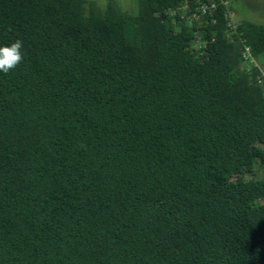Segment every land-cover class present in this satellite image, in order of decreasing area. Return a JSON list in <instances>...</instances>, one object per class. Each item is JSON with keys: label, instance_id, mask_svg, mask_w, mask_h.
<instances>
[{"label": "trees", "instance_id": "1", "mask_svg": "<svg viewBox=\"0 0 264 264\" xmlns=\"http://www.w3.org/2000/svg\"><path fill=\"white\" fill-rule=\"evenodd\" d=\"M226 1L0 0V264H264V24Z\"/></svg>", "mask_w": 264, "mask_h": 264}, {"label": "rangeland", "instance_id": "2", "mask_svg": "<svg viewBox=\"0 0 264 264\" xmlns=\"http://www.w3.org/2000/svg\"><path fill=\"white\" fill-rule=\"evenodd\" d=\"M138 0H87L96 8L103 9L108 2H113L120 9L129 13H137ZM235 20H249L253 23L264 24V0H228ZM89 9V5L86 7ZM259 60L264 63V54ZM258 178L264 177V170L256 168Z\"/></svg>", "mask_w": 264, "mask_h": 264}, {"label": "built area", "instance_id": "3", "mask_svg": "<svg viewBox=\"0 0 264 264\" xmlns=\"http://www.w3.org/2000/svg\"><path fill=\"white\" fill-rule=\"evenodd\" d=\"M223 4L226 5L228 2L226 0H193L192 6H181L182 16H185L188 20V22H191L194 20H199L202 16H207L211 13H213L216 8L217 4ZM227 17V33L226 36L229 40H232V36L235 34V29L237 28L236 24L230 19L229 15H226ZM195 46L200 48V43L198 40H195ZM203 47L205 45L202 43ZM250 48L248 45H243V49L241 51V56L243 60L245 61V70L250 71L251 67H257L258 65L255 62L254 58L252 57L250 53ZM261 77L264 78V73L261 74ZM261 77H257V83L259 85L264 86V79H261Z\"/></svg>", "mask_w": 264, "mask_h": 264}, {"label": "clouds", "instance_id": "4", "mask_svg": "<svg viewBox=\"0 0 264 264\" xmlns=\"http://www.w3.org/2000/svg\"><path fill=\"white\" fill-rule=\"evenodd\" d=\"M21 48L22 41L20 40H16L10 46L0 47V72L6 74L18 66L23 59Z\"/></svg>", "mask_w": 264, "mask_h": 264}]
</instances>
